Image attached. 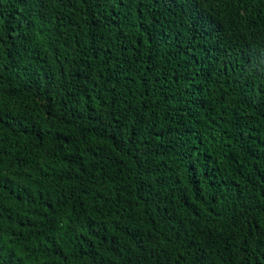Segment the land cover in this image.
Instances as JSON below:
<instances>
[{
	"label": "trees",
	"instance_id": "trees-1",
	"mask_svg": "<svg viewBox=\"0 0 264 264\" xmlns=\"http://www.w3.org/2000/svg\"><path fill=\"white\" fill-rule=\"evenodd\" d=\"M0 264H264V0H0Z\"/></svg>",
	"mask_w": 264,
	"mask_h": 264
}]
</instances>
